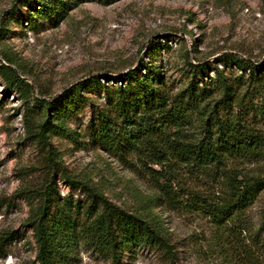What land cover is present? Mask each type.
I'll return each mask as SVG.
<instances>
[{
    "label": "rangeland",
    "instance_id": "1",
    "mask_svg": "<svg viewBox=\"0 0 264 264\" xmlns=\"http://www.w3.org/2000/svg\"><path fill=\"white\" fill-rule=\"evenodd\" d=\"M43 1L58 7L43 16ZM66 1L0 0V65L6 61L3 54H9L23 79L9 88L0 73V264H37L38 245L29 222L36 199L30 189L46 181V159L43 145L27 128L28 107L38 119L47 109L56 123L48 139L58 150L60 168L134 212L157 193L154 183L92 131L98 112L107 107L108 89L120 84L113 77L144 62L158 65L179 83L187 71L197 69L188 63L186 51L192 61L208 62L207 80L216 67L241 72L226 60V53L252 58L255 67L247 71L264 74V0H69L65 12ZM159 40L168 46L154 50L153 42ZM91 75L101 81L75 88L65 112V90ZM37 97L54 101L46 108ZM263 97L257 93L251 103L258 105ZM255 123L264 133V118ZM259 164L253 167L261 168L264 160ZM55 179L52 212L60 205L68 214L60 224L63 241L56 264H252L240 261L234 248H243L246 241L256 250L253 238L261 232L264 189L244 213L247 229L230 240L205 213L150 200L173 249L171 262L149 244L126 245L115 252L102 248L93 237L88 211L92 198L63 171ZM179 180L176 189L209 190L183 170Z\"/></svg>",
    "mask_w": 264,
    "mask_h": 264
},
{
    "label": "trees",
    "instance_id": "2",
    "mask_svg": "<svg viewBox=\"0 0 264 264\" xmlns=\"http://www.w3.org/2000/svg\"><path fill=\"white\" fill-rule=\"evenodd\" d=\"M79 1L82 0L75 3ZM70 3L67 0L63 5L65 12ZM41 6L39 12L43 16L58 7L47 1ZM166 46L167 42H153L154 50ZM185 57L197 69L187 71L179 83L158 65H142L144 62L113 77L122 83L107 88V107L98 112L97 123L92 124L93 133L105 145L117 148L120 159L149 178L157 189L134 212L112 202L88 181L72 177L60 168L58 150L48 139V131L56 123L46 113L47 109L45 117L38 119L28 107L27 128L43 145L46 159V181L30 189L36 199L29 222L38 245L37 264H56L61 250L60 224L67 220L68 214L60 205L52 212L55 176L61 171L70 183L82 187L92 198L88 211L93 237L109 251L126 245L149 244L162 250L165 258L173 262L168 235L160 218L153 214L150 200L157 203L163 199L171 208L190 207L205 213L229 240L239 238V232L247 229L244 213L264 189V165L253 167L264 160V133L255 123L258 117L264 118V97L258 105L251 103L257 93L264 95V74L247 71L255 67L252 58L226 53V60L235 62L241 72L216 67L207 80L204 73L208 62L192 61L189 51ZM3 58L6 61L0 65V73L8 80L7 86L14 87L23 79L12 66L13 57L4 53ZM100 81L99 76L91 75L65 90V112L77 88ZM36 101L47 108L54 100L37 97ZM180 170L208 184L209 190L197 191L186 186L176 189L174 183L180 181ZM260 229L253 238L256 250L246 241L243 248L235 246L240 261L263 264L264 213ZM221 246L223 251H229L225 244Z\"/></svg>",
    "mask_w": 264,
    "mask_h": 264
},
{
    "label": "built area",
    "instance_id": "3",
    "mask_svg": "<svg viewBox=\"0 0 264 264\" xmlns=\"http://www.w3.org/2000/svg\"><path fill=\"white\" fill-rule=\"evenodd\" d=\"M122 81H120V83H121Z\"/></svg>",
    "mask_w": 264,
    "mask_h": 264
}]
</instances>
